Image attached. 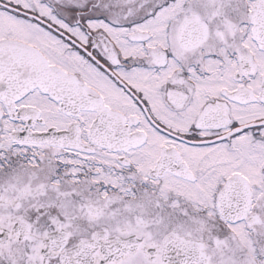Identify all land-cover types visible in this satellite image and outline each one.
Instances as JSON below:
<instances>
[{"label": "flooded vegetation", "instance_id": "obj_1", "mask_svg": "<svg viewBox=\"0 0 264 264\" xmlns=\"http://www.w3.org/2000/svg\"><path fill=\"white\" fill-rule=\"evenodd\" d=\"M0 264H264V0H0Z\"/></svg>", "mask_w": 264, "mask_h": 264}, {"label": "water", "instance_id": "obj_2", "mask_svg": "<svg viewBox=\"0 0 264 264\" xmlns=\"http://www.w3.org/2000/svg\"><path fill=\"white\" fill-rule=\"evenodd\" d=\"M36 86V84H34V83H32L31 81H29L28 83H27V88H33V87H35Z\"/></svg>", "mask_w": 264, "mask_h": 264}]
</instances>
